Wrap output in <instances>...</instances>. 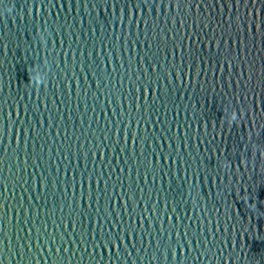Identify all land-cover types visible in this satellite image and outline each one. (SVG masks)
<instances>
[{
  "label": "water",
  "instance_id": "obj_1",
  "mask_svg": "<svg viewBox=\"0 0 264 264\" xmlns=\"http://www.w3.org/2000/svg\"><path fill=\"white\" fill-rule=\"evenodd\" d=\"M0 264H264V0H0Z\"/></svg>",
  "mask_w": 264,
  "mask_h": 264
}]
</instances>
